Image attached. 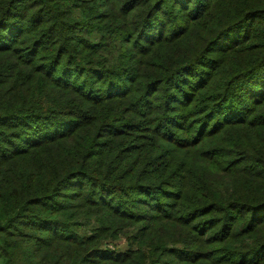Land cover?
I'll list each match as a JSON object with an SVG mask.
<instances>
[{"label": "trees", "instance_id": "16d2710c", "mask_svg": "<svg viewBox=\"0 0 264 264\" xmlns=\"http://www.w3.org/2000/svg\"><path fill=\"white\" fill-rule=\"evenodd\" d=\"M0 264H264V0H0Z\"/></svg>", "mask_w": 264, "mask_h": 264}]
</instances>
